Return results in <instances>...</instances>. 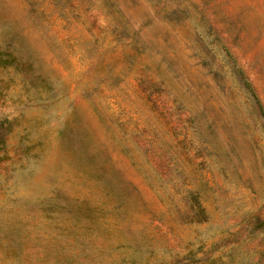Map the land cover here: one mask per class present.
Returning <instances> with one entry per match:
<instances>
[{
    "label": "rangeland",
    "instance_id": "rangeland-1",
    "mask_svg": "<svg viewBox=\"0 0 264 264\" xmlns=\"http://www.w3.org/2000/svg\"><path fill=\"white\" fill-rule=\"evenodd\" d=\"M0 264H264V0H0Z\"/></svg>",
    "mask_w": 264,
    "mask_h": 264
}]
</instances>
